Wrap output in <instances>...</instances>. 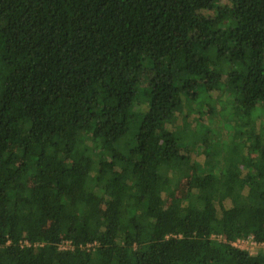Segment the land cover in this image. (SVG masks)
I'll list each match as a JSON object with an SVG mask.
<instances>
[{"label":"trees","instance_id":"obj_1","mask_svg":"<svg viewBox=\"0 0 264 264\" xmlns=\"http://www.w3.org/2000/svg\"><path fill=\"white\" fill-rule=\"evenodd\" d=\"M263 52L264 0H0V264H264Z\"/></svg>","mask_w":264,"mask_h":264},{"label":"rangeland","instance_id":"obj_2","mask_svg":"<svg viewBox=\"0 0 264 264\" xmlns=\"http://www.w3.org/2000/svg\"><path fill=\"white\" fill-rule=\"evenodd\" d=\"M205 13H209L210 14L212 12L208 10V11H205ZM196 52L199 53V54H201L203 52V50H197ZM256 61L258 63L264 62V52L261 53V54H259V56H257ZM217 85H218V83L213 84V86H212L213 87V90L210 92L211 96H213V99H214V102H213L214 108L212 110L214 115H213V117L211 119L212 123L210 122V120L208 118H205L203 120L206 124H210V126H214V125H217V124L221 123L220 114L218 112V105L215 103L216 99L220 96V93H221V89H217ZM139 101H141L142 103L145 104V102H147V96L145 94H141L140 93L139 94ZM144 104L140 106V109L141 110H143V109L146 108V106H144ZM235 120L238 121V122H241L240 114L237 113V112L235 113ZM195 122H196V114L192 110H189L186 120L183 123H180L183 126L181 128H182V134L184 136H187L189 134V132L193 128H195L194 127ZM193 130H194V133H193V136H192V141L195 143V145H197L202 140V134L200 132H198L196 129H193ZM227 137H228V135H226V133L224 132V136L222 138L227 139ZM216 141H219L220 142V139H216ZM216 146H217V150L220 152L221 149H222L221 145L220 144H217ZM199 152H201V150ZM199 152L197 151L196 154H200ZM196 157L197 156H195V158ZM177 172H180L181 175H183L182 177H184L186 175H189L190 168H189V166L187 164H182L177 169ZM172 178H173V182H175L177 184L178 174L173 175ZM178 188H180L181 193H184L185 192V188L183 187V185H179ZM257 251H258L257 248H253L252 249V252L253 253H256Z\"/></svg>","mask_w":264,"mask_h":264},{"label":"built area","instance_id":"obj_3","mask_svg":"<svg viewBox=\"0 0 264 264\" xmlns=\"http://www.w3.org/2000/svg\"><path fill=\"white\" fill-rule=\"evenodd\" d=\"M212 238L216 239V237L214 235H212ZM217 239L219 241L227 242V240L224 239L222 236L218 237ZM23 243L26 246L38 245L37 243L36 244L30 243L28 240H25ZM230 244L236 248H240L243 250H249L251 252H252L253 248H257L258 251L260 249L264 250V241H258L253 234H250V235L245 236V237H238V238L230 241ZM40 245H43V244L41 243ZM92 246H93V244H88V247H92ZM59 248L60 249H73L74 245L72 244L71 241L65 240L59 245Z\"/></svg>","mask_w":264,"mask_h":264}]
</instances>
